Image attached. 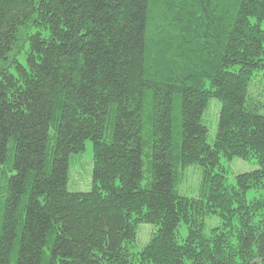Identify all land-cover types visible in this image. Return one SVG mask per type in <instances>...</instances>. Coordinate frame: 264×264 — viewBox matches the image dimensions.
I'll list each match as a JSON object with an SVG mask.
<instances>
[{
  "label": "trees",
  "instance_id": "trees-1",
  "mask_svg": "<svg viewBox=\"0 0 264 264\" xmlns=\"http://www.w3.org/2000/svg\"><path fill=\"white\" fill-rule=\"evenodd\" d=\"M262 22L264 0H0V264H264ZM88 141L94 188L70 192ZM222 158L258 169L230 187Z\"/></svg>",
  "mask_w": 264,
  "mask_h": 264
},
{
  "label": "rangeland",
  "instance_id": "rangeland-1",
  "mask_svg": "<svg viewBox=\"0 0 264 264\" xmlns=\"http://www.w3.org/2000/svg\"><path fill=\"white\" fill-rule=\"evenodd\" d=\"M252 22L256 23V19H252ZM261 27L264 30V22L261 23ZM251 90L252 95L254 96H261L260 93L264 92V72L257 74L253 81ZM221 107V103L217 99H213L208 110L203 116V122L209 129L208 142L210 145H214L217 139ZM175 116L177 119H179V111L177 110V106L175 109ZM221 163L227 169V183L230 187H237L238 175L249 173L258 169L255 160L246 161L241 158H235L232 161H228L227 159L222 158ZM94 166L95 162L93 143L92 141H88L86 143V149L84 152L71 156L68 183V189L70 192H90L93 190ZM202 178L203 169L199 166H189L187 168L181 169V179L177 185L178 193L181 196H186L189 198H199ZM261 196H264V190H250L247 193V200L251 202ZM220 224V217H208L206 219V232L209 233L212 228L220 226ZM156 230V226L150 224L142 225L139 229L137 242L132 249L133 252L141 251L149 243ZM187 236V226L182 224L180 227L179 240L182 242Z\"/></svg>",
  "mask_w": 264,
  "mask_h": 264
}]
</instances>
